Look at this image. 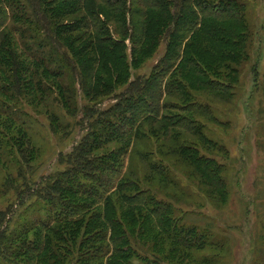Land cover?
Here are the masks:
<instances>
[{
	"label": "trees",
	"instance_id": "trees-1",
	"mask_svg": "<svg viewBox=\"0 0 264 264\" xmlns=\"http://www.w3.org/2000/svg\"><path fill=\"white\" fill-rule=\"evenodd\" d=\"M1 1L0 94L18 93L22 87L33 98L43 99L49 95L48 90L56 89L61 103L69 108L68 93L74 83L94 99L113 92L129 76L120 71V66L126 38L133 41L136 35L130 29L131 22L126 25L124 20L125 13L131 15L133 3L127 7L125 0H28L24 5L11 0L9 10L3 4L8 0ZM134 1L147 11L142 22L143 38L139 39L140 55H131L132 65L152 55L164 36L173 48L159 59L143 85L132 87L129 83L126 97L106 109L92 111L88 106L83 110L89 121L97 114L96 120L89 122L85 140L66 158L69 167L51 181L45 192L36 193L47 205L44 215L23 221V229L10 236L0 235V239L9 237L11 242L24 238L13 250V257L24 264H131L132 256L155 262L149 259V253L156 252L158 244L199 250L210 245L201 234L197 245L184 241V228L176 223L172 206L158 198L151 187L153 175L163 180L171 178L174 157L180 167L181 160L195 170L212 161L182 134L192 133L201 145L203 141L210 143L202 131L204 126L193 118L206 112L197 106L188 110L190 115L162 114L176 103H154L158 100L156 74L165 76L162 71L171 69V62L177 59V42L183 34L197 30L198 47L186 44L187 40L177 67L166 72V94L179 92V98L185 101L190 96L188 87L196 86L220 98L227 96L225 90H230L231 80L219 77L225 71L238 74V66L246 58L247 5L244 0ZM8 17L15 22L4 33ZM110 22L116 34L110 31ZM32 30L37 36L51 38L52 43L39 42ZM15 33L23 41V50ZM172 35L177 41H172ZM32 42L52 47L56 53L52 63L26 52ZM180 65L193 68L197 79L185 83ZM0 103V150L10 145L9 141L16 142L22 158L33 160L30 137L19 125L13 130L10 104L2 99ZM109 142L117 146L105 149ZM129 143L130 148L137 144V159L124 165ZM100 148L103 150L97 153ZM197 176L201 177L199 171Z\"/></svg>",
	"mask_w": 264,
	"mask_h": 264
},
{
	"label": "rangeland",
	"instance_id": "rangeland-1",
	"mask_svg": "<svg viewBox=\"0 0 264 264\" xmlns=\"http://www.w3.org/2000/svg\"><path fill=\"white\" fill-rule=\"evenodd\" d=\"M125 1L127 7L133 3L131 15L125 13V24L131 22L130 29L136 35L133 41L126 38L125 58L120 66V71L129 76L113 92L89 99L74 83L68 93L69 108L61 103L56 89L48 90L49 95L43 99L33 98L22 87L18 93L13 90L5 95L0 94V99L10 104L8 114L14 117L13 130H17V125L25 130L31 139L29 145L35 151L33 160L23 159L16 149V142L11 141L8 142L10 145L4 143L0 150V235L7 233L10 236L12 232L23 229V221L44 215L47 205L41 198H37L36 193L45 192L51 181L69 167L66 158L85 140L89 122L96 120L97 114L89 121L83 110L88 106L92 111L106 109L116 100L126 97L129 83H132V87L143 85L153 70H156L155 65L159 59L173 48L164 36L152 55L140 61L137 66L132 65L131 55H140L139 39L143 38L142 22L147 9L138 6L137 1ZM244 1L249 28L247 55L238 66V74L225 71L224 76L219 77L231 80L230 90H225L228 91L227 96L220 98L218 94L196 86L188 87L190 96L185 101L182 96L179 98V92L166 94L169 77L166 72L177 67L179 54L187 40L186 44L198 47L195 40L197 30L183 34L177 42V59L171 62V69L162 71L165 76L156 74L155 98L158 100H154V103H176L171 106L173 109L168 108L162 114L190 115L188 110L197 106L206 112L205 116L196 115L193 118L204 126L202 131L210 143L203 141L201 145L202 142L198 143L192 133L182 134L184 140L197 144L201 147L200 152L211 157L212 161L195 170L181 160L178 161L181 162L180 167L174 157L171 160V178L163 180L153 175L151 187L158 198H163L172 206L176 223L184 228V241L197 245L201 234L209 240L210 245L199 250L182 245L174 248L158 244L156 252L149 253V259L155 262L142 261L132 256L131 264H264V0ZM20 2L27 5L28 0ZM9 3L12 1L3 4L9 9ZM12 22L15 21L8 17L4 33L8 32L6 30ZM108 26L116 34L114 23L110 22ZM31 32L35 34L33 30ZM14 35L20 44L18 47L22 49L23 41L19 34ZM35 36L41 43H52L47 36ZM174 36L172 41H177ZM29 51L46 63H52L56 57L50 45L38 46L37 42H32L31 49L26 50ZM17 53L20 54L18 50ZM180 68L185 83L197 79V72L193 68L188 69L182 65ZM180 105L184 109L181 110ZM130 144L124 155V165L129 160L135 163L137 159L134 155L137 144L132 148ZM116 146L115 142H109L105 144V149L110 150V147ZM102 150L100 148L97 153ZM197 171L201 177L197 176ZM31 236L32 231L29 232ZM5 238L0 239V264H24L22 259L13 257V250L23 243L24 238L17 237L13 242L9 241V237L8 240Z\"/></svg>",
	"mask_w": 264,
	"mask_h": 264
}]
</instances>
